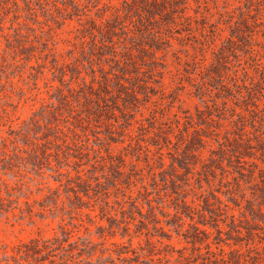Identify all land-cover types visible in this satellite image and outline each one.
<instances>
[{"label": "rangeland", "instance_id": "rangeland-1", "mask_svg": "<svg viewBox=\"0 0 264 264\" xmlns=\"http://www.w3.org/2000/svg\"><path fill=\"white\" fill-rule=\"evenodd\" d=\"M123 2L0 0L4 32L11 39L16 32L21 35L13 48L0 37V264H210L215 257L233 259L234 249L250 264H264V203L260 217L254 215L256 206L249 205L257 196L262 201L264 192L261 33L254 45L261 52L254 61L242 50L228 54L226 82L233 92L236 81L245 99L228 97L225 106L200 70L212 61L229 27L220 21L221 34L212 38L206 32L208 43L201 49L194 41L201 38L195 16L199 20L205 14L209 30V23L227 18V11L247 10L243 3L188 0L192 27L187 22L158 27L144 19L163 41L153 45L155 63L151 49L138 53L141 78L149 67L156 69L149 79V100H142L130 118L102 89L84 97L80 79H73L74 90L67 91L53 69L56 59L67 82L77 66L89 84L93 75L101 78L102 68L111 70L110 62L98 61L91 71L80 39L88 20L110 19L117 9L122 14ZM251 7L252 15L258 10L264 19V0H254ZM124 22L138 32L137 16L136 23ZM23 43L28 49H21ZM198 85L204 88L200 94ZM60 88L67 103L56 98ZM194 129L205 131L208 142L187 173L176 161L173 168L171 153H181L174 145ZM163 133L170 144L164 143ZM218 143L249 154L243 157V169L230 161L232 151L218 153ZM211 151L217 159L212 165L223 169L215 167L216 176L209 175L206 182L202 161L210 163ZM182 198L191 210L180 207ZM218 205L214 218L220 232L212 223H202L213 219L209 210ZM194 225L207 229L206 241H193ZM252 248L260 253L256 262L250 259Z\"/></svg>", "mask_w": 264, "mask_h": 264}, {"label": "trees", "instance_id": "trees-1", "mask_svg": "<svg viewBox=\"0 0 264 264\" xmlns=\"http://www.w3.org/2000/svg\"><path fill=\"white\" fill-rule=\"evenodd\" d=\"M240 2L243 3L247 10H243L240 6L238 8V14H232L227 11V18L225 20L222 19L217 23H209V30L205 28L206 23H208L206 20L207 16L205 14H201V18L199 20L196 19L195 16V20L199 21V25L197 28H195V30H198L201 38L195 37L194 41L200 45L201 49H203L204 45L208 43L207 38L209 37V34L206 32H210L212 38L215 35H220V31H222V28L219 26L220 21L223 24H227L229 27V35L225 37L222 40L221 45L215 49L212 61L200 70V75L203 81L209 80L210 82H213V84L210 85L216 89V93L219 94V97L223 98L222 103L225 106H227L228 97L232 98V96H238L241 97L242 100L245 99V93L242 92V88L236 84V81L233 83V86L237 89L233 92V89L229 88V85L226 82L228 77V54L235 53L236 49L240 51L242 50L250 60L254 61V57L261 52L260 50L254 48V45L256 44V36L259 33H261L263 37L260 47L264 52V19H260V17H258V10H255V15L251 14L253 9L251 6L254 4V0H240ZM187 8L188 0H124L122 5V14H120L119 10L117 9L110 19L101 22H96L94 19L88 20L87 23L90 25L87 29V33L81 35L80 39L81 54L87 57V61L91 67L90 70L94 71L92 68L93 64L99 63L98 61L110 62L109 65L111 70L104 71L102 68L103 72L101 78H97L96 80V78H94L96 76L93 75V78L89 84L87 83L85 77L81 75L80 68L74 66L71 69L74 72L66 82V80L63 79L65 74L64 70H62L63 65H59L58 61L55 59L53 69L54 71L60 73L59 76L57 75L56 77H58V80L61 84H66V90L69 92L74 90V88L71 87L73 79L76 81L80 79L79 84H82L81 90H83L84 97L87 96V94H91L93 92L100 94L99 91L102 89V92L111 95V97L115 99L114 102L117 103L116 108H118L123 113V115H128L130 118L135 117L133 109L138 110V104L141 103L142 100H145V102L149 100V79L156 69L154 66L149 67L147 70L148 75L145 78H141L139 76V66L137 63L139 57L138 53H148L147 49H151L150 54L152 53V62L155 63L156 56L154 55L155 51L153 45L155 47L156 44L154 43L163 41V38L159 34V30L154 31L152 26L149 27L146 22H149L150 24L154 22L158 27L162 25L171 27L180 25L183 22H187L189 25L188 27H192L191 17L186 14ZM195 13H197V11H195ZM134 16L138 17V22L140 23L138 24L139 27L136 29L138 32H136L135 29L129 28L128 24H125L124 22L125 19L129 18L130 23H136L133 22ZM144 19H146V22H144ZM20 36L21 35H18V32H16L14 38L11 39L10 35L4 32L2 18L0 17V37H4L6 39L8 47L13 48L15 46L14 43L19 42ZM147 38L151 40V43H148L145 40ZM20 46L22 50L28 49V46L25 45V43L20 44ZM26 59L29 60L30 55L27 56ZM94 80L97 82V89H93ZM85 89H89V92L87 93ZM203 90V85L197 86V92L199 94L202 93ZM208 90L211 91L212 89L208 88ZM245 91H248L247 87H245ZM140 93L143 94L144 98H140ZM67 96L68 95L64 93L62 88L58 89L56 98L59 103H62V100L67 103L68 100L65 99ZM119 100L121 101V106L118 105ZM55 108L60 109L58 106ZM186 117L189 118L190 116L187 115ZM149 127H153V125L150 124ZM168 127L172 129V126L169 125ZM154 134L156 135V132ZM23 135L28 136V134ZM161 137L164 143H171L170 137L167 134L163 133ZM205 137H207L205 131L200 133L198 129H194L190 134H185L184 138L180 137L174 146L177 152L178 149H181V153H171V165L173 168H176V165L174 164L176 161L180 168L185 169L187 173H192L193 167L191 165L195 166V164L201 160V150L205 148L208 142ZM218 144V153H223V155H225L228 151H232V154L229 156L231 158L230 161H236V163L239 165L238 168L240 167V169H243V167H241L244 162L243 157L244 155L249 154H246V152L242 153L238 148L232 150L228 149L223 143ZM214 154H216V152L211 151V156L209 158L210 163L202 161V176H204L202 179H204L206 182H209V175L212 177L216 176V170L214 169L215 167L223 169L222 166L212 165V162L217 160L215 157H213ZM238 172L242 173L241 170H238ZM198 174L200 175L198 181H200L201 172H198ZM227 191L230 193V190ZM73 192L75 198L80 200L81 197L78 195L77 191L74 190ZM260 196H262V201H259V196H257L253 199L254 203L251 201L249 202L250 206H253V204L256 206L254 215L257 217L263 215L262 205L264 203V192ZM214 198L216 197L214 196ZM216 201H218L219 204L221 203V201H219L217 198ZM2 207L3 202L0 199V208ZM180 207L191 210L190 205H188L186 201L183 200V198ZM219 209L220 205L209 210V217L213 219L210 221H202L203 224L212 223L210 225L218 230V232H220V229H218V220L215 219L214 216L217 215V210ZM201 215L204 216L203 213H201ZM194 230V233L190 234L193 241H206L209 238V233L206 228H198L194 225ZM200 233L203 235L202 238L199 235ZM205 245L208 249L207 251H211L210 242H206ZM250 251L254 252V255L250 256V259H253L256 262V259H258L260 254L258 249L252 248ZM231 252L233 253V259L226 260L223 256L219 259L215 257L214 259H209V263L218 264L221 262L222 264H250L249 258H246L243 253H239L237 249H234ZM34 253H37V251L35 250ZM128 259L133 260V257ZM143 263H147V261H144Z\"/></svg>", "mask_w": 264, "mask_h": 264}]
</instances>
